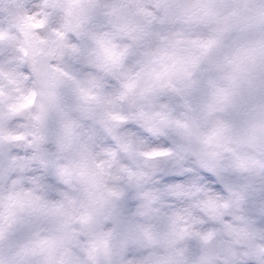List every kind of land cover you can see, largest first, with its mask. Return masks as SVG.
<instances>
[{
  "label": "clouds",
  "instance_id": "9594fccd",
  "mask_svg": "<svg viewBox=\"0 0 264 264\" xmlns=\"http://www.w3.org/2000/svg\"><path fill=\"white\" fill-rule=\"evenodd\" d=\"M0 264H264V0H0Z\"/></svg>",
  "mask_w": 264,
  "mask_h": 264
}]
</instances>
